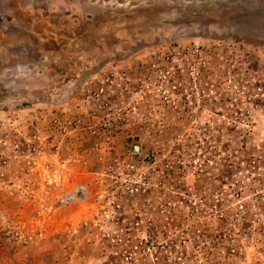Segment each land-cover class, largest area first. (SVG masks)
Masks as SVG:
<instances>
[{
  "label": "rangeland",
  "instance_id": "obj_1",
  "mask_svg": "<svg viewBox=\"0 0 264 264\" xmlns=\"http://www.w3.org/2000/svg\"><path fill=\"white\" fill-rule=\"evenodd\" d=\"M0 264H264V0H0Z\"/></svg>",
  "mask_w": 264,
  "mask_h": 264
},
{
  "label": "built area",
  "instance_id": "obj_2",
  "mask_svg": "<svg viewBox=\"0 0 264 264\" xmlns=\"http://www.w3.org/2000/svg\"><path fill=\"white\" fill-rule=\"evenodd\" d=\"M117 170L107 175L109 181L108 186L105 187V194L102 195L100 200L101 205H103L102 208L112 209L113 216L118 215L116 210L119 207L117 203L120 202V199L123 197L133 198L141 196L148 188L147 179L142 170L130 164H126ZM85 193V190H77V195L80 197L78 200H82ZM73 198L75 197L68 195L64 198L63 202L68 204ZM135 226H137V224H135ZM124 259L128 260L130 256H124Z\"/></svg>",
  "mask_w": 264,
  "mask_h": 264
},
{
  "label": "crops",
  "instance_id": "obj_3",
  "mask_svg": "<svg viewBox=\"0 0 264 264\" xmlns=\"http://www.w3.org/2000/svg\"><path fill=\"white\" fill-rule=\"evenodd\" d=\"M68 147H71V145H68ZM68 149H69V151L66 152V154H67V158H68L67 161H69V159H71L72 154H76V155H78V154L80 153L78 149H77V151L73 150V149H75V148H68ZM72 160H73V159H72ZM82 188H85V187H82Z\"/></svg>",
  "mask_w": 264,
  "mask_h": 264
}]
</instances>
